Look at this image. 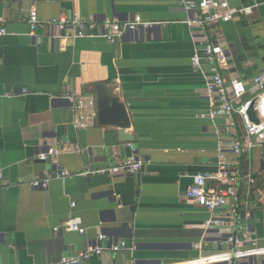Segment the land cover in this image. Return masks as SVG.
<instances>
[{
  "label": "crops",
  "instance_id": "obj_1",
  "mask_svg": "<svg viewBox=\"0 0 264 264\" xmlns=\"http://www.w3.org/2000/svg\"><path fill=\"white\" fill-rule=\"evenodd\" d=\"M228 2L233 9L253 6L254 12L206 34L227 54L221 74L245 81L249 99L257 93L253 78L264 70V0ZM33 8L40 19L34 35L23 21ZM75 14L98 23L140 16L152 26L116 43L65 41L50 22ZM189 17L183 0H0V26L9 34L0 39V173L11 185L0 190V264H58L92 245L121 243L123 251L80 264H185L229 249L232 228L208 226L212 214L186 198L196 175L218 171L221 151L235 161L225 131L229 121L211 116V66L203 58L200 69L193 65L205 33L190 28ZM102 83L126 104L132 122L126 135L134 141L123 143L118 128L98 122L75 126L66 97H93ZM51 147L64 150L43 159ZM131 147L143 163L136 175L54 179L47 189L30 184L59 169L80 173L118 165L131 157ZM244 155L247 169L242 163L238 171L252 174L255 183L250 188L242 182V211L227 206L215 215L229 222L239 215L241 235L262 247L264 147ZM73 215L82 218L86 236L64 228ZM242 264H264V256Z\"/></svg>",
  "mask_w": 264,
  "mask_h": 264
},
{
  "label": "built area",
  "instance_id": "obj_2",
  "mask_svg": "<svg viewBox=\"0 0 264 264\" xmlns=\"http://www.w3.org/2000/svg\"><path fill=\"white\" fill-rule=\"evenodd\" d=\"M184 9L190 14L186 24L192 29H201L205 33L202 42V54L196 52L193 57L195 68H201V59H205L211 66V76L207 80L206 92L212 106L211 116L213 118L222 117L229 121L225 131L232 139V154L235 161L230 163L224 151L220 152L218 171L198 174L194 178V184L186 194L188 200L207 209L212 217L208 222L210 225H229L232 228L231 235L226 242L229 246L227 251L216 255L201 257L185 264H242L243 260L264 256V246L260 247L257 242L249 241L241 235V217L237 215L232 221L218 218L215 212L218 209L230 206L236 209L239 205V188L243 181H247L249 187L255 183L252 174L242 176L238 169L241 165L240 159L244 153L252 151L256 145L264 147V70L253 78V86L257 93L252 98H246L248 93L247 84L240 79L227 81L221 74L220 69L227 65V54L221 44L216 43L207 36V30L221 23L233 20L235 15H252L253 6H243L238 9L231 8L228 0H183ZM29 24L31 34L40 26V19L36 8L23 18ZM50 25L56 27L60 33V38L76 40L82 38H104L111 43L121 40L127 33L136 32L142 28H149L151 23H145L140 16H136L129 21L105 18L98 23L96 20H87L79 14L72 17L61 15L53 19ZM8 31L4 26H0V39L8 36ZM72 104L74 112V124L79 129H87L97 124L98 109L97 101L94 97L71 94L66 97ZM254 105V111L258 122L252 120L250 109ZM236 116L241 121L244 128V137H241L237 129ZM132 148V147H131ZM71 152L74 150L69 148ZM64 149L51 147L43 159L55 158ZM133 154L125 161L112 167H89L80 173H70L66 170H56L44 178L36 179L30 184L33 188L47 189L54 179L64 180L73 177H94L119 175H136L142 168L143 163L137 157L136 150L132 148ZM235 166L236 172L231 168ZM10 183L0 173V190L9 191ZM75 203L71 204L74 208ZM67 231L74 232L80 236H86L88 229L84 226L82 218L71 216L65 223ZM57 228L55 231H59ZM104 235L98 237L99 241L105 240ZM125 243L117 244L106 249L100 245H92L85 252L76 257L63 258L58 264H80L83 260H88L94 255H106L107 252H119L125 249Z\"/></svg>",
  "mask_w": 264,
  "mask_h": 264
},
{
  "label": "water",
  "instance_id": "obj_3",
  "mask_svg": "<svg viewBox=\"0 0 264 264\" xmlns=\"http://www.w3.org/2000/svg\"><path fill=\"white\" fill-rule=\"evenodd\" d=\"M97 101L98 124L100 126H113L119 129L120 141L130 143L134 137L126 135V130L132 126L128 108L121 101L115 89L105 83L96 86L94 96ZM250 116L253 121L258 122L254 105L250 109Z\"/></svg>",
  "mask_w": 264,
  "mask_h": 264
},
{
  "label": "trees",
  "instance_id": "obj_4",
  "mask_svg": "<svg viewBox=\"0 0 264 264\" xmlns=\"http://www.w3.org/2000/svg\"><path fill=\"white\" fill-rule=\"evenodd\" d=\"M236 121H237V129H238V132L240 133V135H241V137H244V128H243V125L241 124V121L239 120V118L236 116ZM245 154V153H244ZM245 155H243L242 156V161H241V164H242V166H243V169L246 171V169H247V166H246V164L247 163H245V159L243 160V157H244ZM244 173H246V172H244ZM245 190H244V186H243V183H242V185H241V188H240V191H239V198H240V201H239V205H238V207H237V211H238V213L240 212V211H242V208H243V205H244V203H245ZM245 200V201H244Z\"/></svg>",
  "mask_w": 264,
  "mask_h": 264
}]
</instances>
